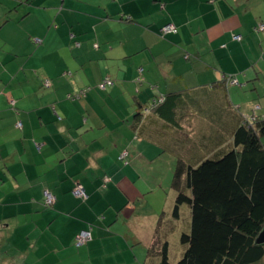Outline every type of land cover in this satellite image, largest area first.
I'll list each match as a JSON object with an SVG mask.
<instances>
[{
    "label": "crops",
    "instance_id": "obj_1",
    "mask_svg": "<svg viewBox=\"0 0 264 264\" xmlns=\"http://www.w3.org/2000/svg\"><path fill=\"white\" fill-rule=\"evenodd\" d=\"M27 4L0 9V264H159L163 181L264 117V0Z\"/></svg>",
    "mask_w": 264,
    "mask_h": 264
},
{
    "label": "trees",
    "instance_id": "obj_2",
    "mask_svg": "<svg viewBox=\"0 0 264 264\" xmlns=\"http://www.w3.org/2000/svg\"><path fill=\"white\" fill-rule=\"evenodd\" d=\"M233 138L232 149L177 165L172 216L188 205L190 230L181 234V258L171 262L165 242L159 264H264V117L242 119Z\"/></svg>",
    "mask_w": 264,
    "mask_h": 264
},
{
    "label": "rangeland",
    "instance_id": "obj_3",
    "mask_svg": "<svg viewBox=\"0 0 264 264\" xmlns=\"http://www.w3.org/2000/svg\"><path fill=\"white\" fill-rule=\"evenodd\" d=\"M28 1L30 2L31 0H24V3L21 4L19 2H16L15 0H0V9L7 7L8 9L6 12H9V14H12L14 12V15L15 16L20 15V19H21V17H23L24 15H27L28 13H37L38 11L33 7V5L27 4ZM11 8L13 9L12 12H11ZM30 16H32V14ZM21 25L23 28H27L28 23L27 22L25 23L24 21V24H21ZM263 85L264 84L262 85L260 84L261 87H263ZM249 118H252V117H249ZM262 140L264 142V138ZM175 169H176V166H175ZM173 180H174V177H172V179H169L163 182L167 183L169 192L171 193L175 192L177 196V193L172 185ZM167 210H168L167 216H169L170 219H172L171 208L168 207ZM190 221H191L190 209H189V206L185 204L182 206L181 216L179 219H176V222H173V220H171V222L169 223L165 222V224L169 226V230L172 226L175 225L174 229L169 234L168 239H167V242L169 244V258L174 263H176L181 258L183 252L185 251L186 247L181 243V234L182 232H188L190 230Z\"/></svg>",
    "mask_w": 264,
    "mask_h": 264
},
{
    "label": "built area",
    "instance_id": "obj_4",
    "mask_svg": "<svg viewBox=\"0 0 264 264\" xmlns=\"http://www.w3.org/2000/svg\"><path fill=\"white\" fill-rule=\"evenodd\" d=\"M258 30L259 31H264V24L259 25L258 26ZM162 32H163V35L171 34V33H177V29L173 25L169 24V25H166L162 29ZM235 39L241 40V36H236ZM234 83H237V81L234 80ZM46 84L50 85L49 81H46ZM111 85H113V82L111 80L107 79L100 87L101 88H105L106 86H111ZM84 94H85V91H83L81 93V95H84ZM19 126H21V125L19 124ZM126 154L127 153H123L122 157L125 158ZM73 194L75 195V197H77L79 199H82V200H86L87 199V193L84 190V188L82 186H80V185H78L75 188V190L73 191ZM55 202H56L55 196H53L50 193H47L46 197H45V206L50 208V207H52L55 204ZM91 240H92L91 230H85V231H82L78 235L75 245L77 247H81L83 245H86Z\"/></svg>",
    "mask_w": 264,
    "mask_h": 264
},
{
    "label": "water",
    "instance_id": "obj_5",
    "mask_svg": "<svg viewBox=\"0 0 264 264\" xmlns=\"http://www.w3.org/2000/svg\"><path fill=\"white\" fill-rule=\"evenodd\" d=\"M258 244H264V230L263 232L260 234L258 240H257Z\"/></svg>",
    "mask_w": 264,
    "mask_h": 264
},
{
    "label": "clouds",
    "instance_id": "obj_6",
    "mask_svg": "<svg viewBox=\"0 0 264 264\" xmlns=\"http://www.w3.org/2000/svg\"><path fill=\"white\" fill-rule=\"evenodd\" d=\"M245 120H248V119H250V118H244ZM253 121V120H252Z\"/></svg>",
    "mask_w": 264,
    "mask_h": 264
}]
</instances>
